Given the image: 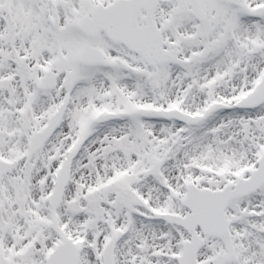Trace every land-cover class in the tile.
I'll list each match as a JSON object with an SVG mask.
<instances>
[{
	"label": "snow or ice",
	"instance_id": "snow-or-ice-1",
	"mask_svg": "<svg viewBox=\"0 0 264 264\" xmlns=\"http://www.w3.org/2000/svg\"><path fill=\"white\" fill-rule=\"evenodd\" d=\"M0 264H264V0H0Z\"/></svg>",
	"mask_w": 264,
	"mask_h": 264
}]
</instances>
